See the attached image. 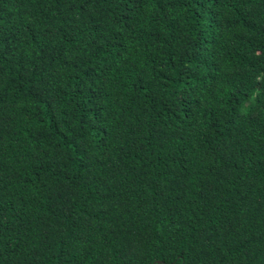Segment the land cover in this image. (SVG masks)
<instances>
[{"label": "trees", "instance_id": "16d2710c", "mask_svg": "<svg viewBox=\"0 0 264 264\" xmlns=\"http://www.w3.org/2000/svg\"><path fill=\"white\" fill-rule=\"evenodd\" d=\"M0 264H264V0H0Z\"/></svg>", "mask_w": 264, "mask_h": 264}]
</instances>
